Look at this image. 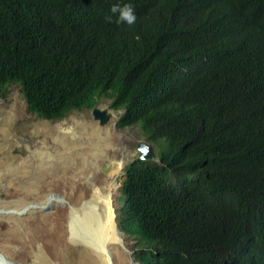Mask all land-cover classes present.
Returning a JSON list of instances; mask_svg holds the SVG:
<instances>
[{"label":"trees","instance_id":"trees-1","mask_svg":"<svg viewBox=\"0 0 264 264\" xmlns=\"http://www.w3.org/2000/svg\"><path fill=\"white\" fill-rule=\"evenodd\" d=\"M115 2L0 0V91L21 86L49 121L110 98L118 127L158 147L120 188L141 264H264V66L219 50L218 0H132V25L106 19Z\"/></svg>","mask_w":264,"mask_h":264},{"label":"rangeland","instance_id":"rangeland-1","mask_svg":"<svg viewBox=\"0 0 264 264\" xmlns=\"http://www.w3.org/2000/svg\"><path fill=\"white\" fill-rule=\"evenodd\" d=\"M111 103L110 98H100L95 107L107 111L109 114L110 118L104 125L101 124L99 119L95 118L93 109L74 111L60 120L49 121L30 112L22 94L21 86L8 85L5 90L0 91V207H3L0 209V213L13 212L22 215L21 220L14 222H7L5 217H0V222H2L0 227H2V231H7L6 233L14 237V240H16L15 246L24 254L22 257L27 261V264H34L36 258H38L36 264H95L91 256L81 251L83 248L81 242L75 243L70 240L71 231L68 227L70 210L59 204L58 201L63 200L62 196L64 195L68 198L66 202L69 206L70 201L80 204L83 201L82 199L86 198L85 195H91L89 186L85 183L81 184L73 176L72 170L77 165L82 164V159L79 155L76 156V152L80 148H87L91 143L97 141L94 139L96 137L95 130L94 133L92 132L93 129H96V126L101 127L113 139L112 143L118 149L117 152L110 153L109 156L115 155L126 158L124 169L118 176H115L118 184L124 180L126 166L136 159L132 149L138 140H146V138L140 127L119 128L118 120L123 110H114L111 108ZM60 124L63 126L75 124L76 127L78 126L76 129L77 138L59 133L57 126ZM2 126L10 128L12 132L11 140L13 141L7 143L8 140L1 137L3 136ZM105 132L103 135L106 134ZM91 133L94 134V137L90 136ZM23 161L25 162L23 163ZM102 161L99 164L100 168L108 160L102 159ZM28 162L29 164H27ZM90 163L89 165L86 164L85 168L90 167L89 170L97 176L96 181L100 182L103 179L102 171L99 167L97 168L96 164H93V161ZM14 167L18 169L15 171ZM96 168L97 171H95ZM48 188H51L59 196H51L48 199L43 197L46 200L41 201L42 204L31 203L24 207L26 204L24 203V196L26 194L35 191L36 194L47 196L48 192L44 193V191L49 190ZM117 188L114 202L116 211H118L117 220L121 228L120 210L123 203L119 185ZM55 201H57L56 204ZM8 206L13 208L7 210L9 209L6 208ZM17 207L21 210L15 209ZM123 234L130 252L126 253L125 248L120 246L115 252L114 262L115 264H133L132 257L138 249V240L124 230ZM30 249L34 254L30 252Z\"/></svg>","mask_w":264,"mask_h":264},{"label":"bare ground","instance_id":"bare-ground-1","mask_svg":"<svg viewBox=\"0 0 264 264\" xmlns=\"http://www.w3.org/2000/svg\"><path fill=\"white\" fill-rule=\"evenodd\" d=\"M4 127H6V126H2V128H3L2 135L3 136H1V137L8 140L7 143H9L10 141H13V140H11L12 139L11 138L12 132L10 131V128H4ZM77 128H78V126L76 127L75 124L74 125H65V126L60 124L57 126V130L59 133L68 134V135L75 137V138H77L76 137V129ZM46 129H49V128H46ZM84 130H85V128H84ZM94 130L96 132V137L94 139H96L97 141L96 142L94 141V143H91L89 145V147H87V148H85V147L80 148L79 151L76 152V156L79 155V157L82 159V164L77 165V167H75L72 170L73 176L75 178H77L81 184L85 183L89 186V188L91 189V193H90L91 195H89V196L85 195L86 198L82 199L83 201H81L80 204L72 203L70 201L69 206L67 205V202H66L68 200V198L63 195L62 196L63 200L60 199V201H58V203L62 204L63 206H65L67 209L70 210L69 221H68V227L71 231V234L69 236L70 240L72 242H75V243L81 242L83 244V248L81 251L85 252L87 255L91 256V259L94 260L95 264H102V263L103 264H115V262H114L115 252L120 246H123L125 248L126 253L130 252V250L128 249V246L125 242V239H124L123 230L120 229V226H119V223L117 220L118 219V217H117L118 211H116L115 202H114V196L116 194V191L118 190L117 187L119 185L115 180V176H118L121 173L122 169H124V167L126 165V159H124L123 156L122 157L120 156V158H117L115 155L112 156V157H115V158H112V160L110 159L111 164H112V169L108 172L107 175L103 174L104 175L103 179L101 178L102 180L100 182H97L96 181L97 176L95 175V173H93L92 171L89 170L90 167L85 168V165L86 164L89 165V163L93 161V164H96L97 168H98L102 159L103 160L107 159V157L110 155V153L117 152L118 149L112 143L113 139L110 138L109 135L101 127L96 126V129H93V131H92L93 133H94ZM104 132L106 133L105 135H103ZM93 133H91L90 136L94 137ZM87 142H88V140H87ZM43 152H44V150H43ZM46 153L48 154V152H46ZM65 154H67V153H65ZM46 159H48V158H46ZM114 159H117V160H114ZM70 160H72V159H70ZM109 161H107L106 163H108ZM24 162L25 161H23V163ZM102 162H104V161H102ZM35 163H37V162L35 161ZM41 163H40V165H41ZM13 164H14V161H13ZM27 164H29V162ZM76 164H77V162H76ZM66 168H64V169H66ZM97 168L95 171H97ZM8 169H9V167H8ZM17 169L18 168L14 167L15 171ZM46 169H48V168H46ZM56 169H57V167H56ZM101 169L102 168H100V171H101ZM48 170H50V169H48ZM18 171H20V170H18ZM52 174H54V173H52ZM26 175H25V177H26ZM41 177H42V175H41ZM53 177H56V176H53ZM17 181H19V180H17ZM27 181H28V179H27ZM11 184H12V182H11ZM48 189L49 190L44 191V193L48 192L47 196H44V195L42 196V195H39L38 193L36 194V193H34L35 191L28 193V195L26 194L24 196L25 197L24 203H26L24 207H26L27 204L40 203L41 201H45L46 199H48L51 196H59V195H56L51 188H48ZM38 191H39V189H38ZM10 193H12V192H10ZM6 195H8V194L6 193ZM43 197H45L46 199ZM53 198H55V197H53ZM79 201H80V199H79ZM56 202L57 201H55V204H56ZM40 204H42V203H40ZM1 208H3V207H0V209ZM6 208H9L7 210H10L13 207L8 206ZM6 208H4V209H6ZM15 209L21 210V208H19V207L15 208ZM3 213H0V217H5L7 222H14V221L22 219L21 218L22 215L19 213H13V212L4 213V214ZM0 223L2 224V222H0ZM2 230H3L2 227H0V261H2L3 264H27V261L22 257V256H24V254H22V252H20V250H18V248H16V246H15L16 240H14V237H12L8 233H6L7 231L4 232ZM12 233H14V232H12ZM30 252H32V254H34L32 249H30ZM37 260H38V258H36V260H34V264H36Z\"/></svg>","mask_w":264,"mask_h":264},{"label":"clouds","instance_id":"clouds-1","mask_svg":"<svg viewBox=\"0 0 264 264\" xmlns=\"http://www.w3.org/2000/svg\"><path fill=\"white\" fill-rule=\"evenodd\" d=\"M182 1L187 3L191 8H197L196 0ZM218 1V3L208 6L206 12L218 13L216 25L213 28L212 34L217 37V46L219 50H231L238 55L251 51L252 56L250 59L252 61L254 59L256 63L264 66V0H237V2L231 6H227L225 9H222V6L225 5L228 0ZM111 12L117 13L118 15H107L106 19L108 21L114 20L117 24L127 25H132L137 21V13L132 0H117V2L112 4ZM254 29L258 30L260 34L251 46L244 44L240 47L234 46V34L238 30L245 32L246 30ZM94 109L95 107L93 110ZM146 141L148 140L146 139ZM155 147L158 149L156 145ZM0 264H3V262L0 261Z\"/></svg>","mask_w":264,"mask_h":264},{"label":"water","instance_id":"water-1","mask_svg":"<svg viewBox=\"0 0 264 264\" xmlns=\"http://www.w3.org/2000/svg\"><path fill=\"white\" fill-rule=\"evenodd\" d=\"M93 113H94V116L95 118L99 119L101 121V124L104 125L107 123V121L109 120L110 116L109 114L107 113V111H102L101 109L99 108H95L93 110ZM133 151V155L135 156L136 159H141V160H146V161H154V160H157L158 159V156H159V152H158V149L155 147L154 144L146 141V140H138L136 145L133 147L132 149ZM114 156V155H113ZM108 156L107 159L108 161L112 158H115V157H110ZM117 158H120L119 156H116ZM106 159V161H107ZM126 159V158H124ZM111 160L108 162V163H103L102 165V174H105L107 175L108 172L112 169V164H111ZM114 160H117V159H114ZM104 176V175H103ZM121 188V183H119V189ZM53 200V199H51ZM132 263L133 264H140L135 256L132 257Z\"/></svg>","mask_w":264,"mask_h":264},{"label":"flooded vegetation","instance_id":"flooded-vegetation-1","mask_svg":"<svg viewBox=\"0 0 264 264\" xmlns=\"http://www.w3.org/2000/svg\"><path fill=\"white\" fill-rule=\"evenodd\" d=\"M137 143V142H136ZM136 145V144H135Z\"/></svg>","mask_w":264,"mask_h":264}]
</instances>
